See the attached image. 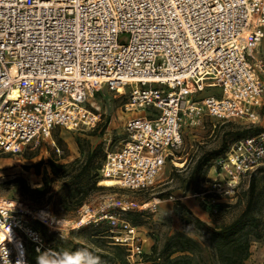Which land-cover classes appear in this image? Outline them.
<instances>
[{
    "label": "built area",
    "instance_id": "2783aa9c",
    "mask_svg": "<svg viewBox=\"0 0 264 264\" xmlns=\"http://www.w3.org/2000/svg\"><path fill=\"white\" fill-rule=\"evenodd\" d=\"M263 27L264 0H0V152L21 154L56 128L95 127L99 115L90 98L102 86L128 90L126 109L151 115L127 120L126 142L107 153L101 172L122 188L149 189L182 145L187 118L258 119L264 59L256 51ZM213 88L220 90L200 96ZM259 167L264 131L217 158L213 191L229 193ZM137 208L117 196L96 208L85 204L69 230L105 220L135 264L145 253L143 241L122 214ZM34 221L50 233L66 230L50 212L40 217L20 199L0 198V264H30L29 246L45 250Z\"/></svg>",
    "mask_w": 264,
    "mask_h": 264
},
{
    "label": "rangeland",
    "instance_id": "374dc122",
    "mask_svg": "<svg viewBox=\"0 0 264 264\" xmlns=\"http://www.w3.org/2000/svg\"><path fill=\"white\" fill-rule=\"evenodd\" d=\"M122 40L126 41L127 36L122 37ZM256 54L264 59V37ZM219 90L207 89L200 96ZM127 102L128 90L118 93L102 86L88 103L99 115L95 127L71 130L56 128L51 138L41 139L37 146L28 147L21 154L0 152V198L20 199L32 211L45 209L63 219L66 230L62 233H50L43 223L33 222L44 237L45 250L60 251L97 249L91 242L95 235L100 231L111 234L105 220L88 225L80 232L69 230L72 220L80 217L83 205L96 208L110 196L132 200L142 208L132 209L122 214V217L138 227L145 253L151 254L154 245L160 251L172 242L170 238L173 235L185 233L201 246L196 257L200 264L218 263L196 218L215 226L243 216L244 229L249 230L251 238V254L247 263L260 264L263 261L264 264V168L256 177L252 173L242 176L229 193L213 191L217 158L237 141L264 131V107L255 121L212 120L205 115L187 118L182 131V145L172 157L175 158V165L168 158L152 187L134 191L119 185L99 184L103 178L101 169L107 153L122 148L126 142L127 120L140 114L151 115L149 109L127 110ZM88 155H93V163L102 165L96 186L87 177L81 179L82 176L76 171L85 164ZM52 160L67 163L70 173L65 177L53 174L50 166ZM253 179L255 192L252 196L249 189ZM170 195L174 199H169ZM80 197L84 199L79 207L76 204ZM156 197L162 201L155 208H143L148 207ZM98 244L110 250L104 243ZM175 247L172 245L170 249ZM97 250L103 251L101 248ZM38 255L31 251V264H37ZM135 264L152 262L143 256Z\"/></svg>",
    "mask_w": 264,
    "mask_h": 264
},
{
    "label": "trees",
    "instance_id": "16d2710c",
    "mask_svg": "<svg viewBox=\"0 0 264 264\" xmlns=\"http://www.w3.org/2000/svg\"><path fill=\"white\" fill-rule=\"evenodd\" d=\"M57 141L59 142V139H57ZM92 160L93 155H88L85 164L80 165L76 171L78 175L82 176L81 179L87 177L92 182V185L96 186L99 169L102 165L101 163H93ZM86 164H88L87 168L85 167ZM50 166L53 174H59V176L65 177L70 173L67 163H58L56 160H52ZM263 168L264 167H259L252 172V175L256 177ZM249 192L253 196L255 192L254 179L252 180ZM83 199V197H80L76 205L80 207L83 203ZM196 222L200 224L201 231L207 239L208 246L214 251V256H216L218 264H248L247 260L251 254V238L249 230L244 229L243 216H240L230 223L217 224L215 226H211L199 218H196ZM110 236L111 234L100 231L95 235L94 239L91 240L97 249L101 248L103 250L99 251L90 248V251L98 258V264H130L127 258L126 248L115 243L111 240L112 238ZM170 239H172V242L168 243L160 251H158L157 246L154 245L152 253H144L143 256L147 258V260H150L152 264H200L196 257L198 256L197 252L201 246L193 237L185 233H177ZM98 242L104 243L103 245L108 246L110 250L100 247ZM172 245L176 247L170 249ZM31 251L39 254L32 246H29L28 257L30 264Z\"/></svg>",
    "mask_w": 264,
    "mask_h": 264
},
{
    "label": "clouds",
    "instance_id": "9594fccd",
    "mask_svg": "<svg viewBox=\"0 0 264 264\" xmlns=\"http://www.w3.org/2000/svg\"><path fill=\"white\" fill-rule=\"evenodd\" d=\"M36 260L37 264H98V258L86 248L73 251L52 249L39 251Z\"/></svg>",
    "mask_w": 264,
    "mask_h": 264
},
{
    "label": "bare ground",
    "instance_id": "6f19581e",
    "mask_svg": "<svg viewBox=\"0 0 264 264\" xmlns=\"http://www.w3.org/2000/svg\"><path fill=\"white\" fill-rule=\"evenodd\" d=\"M263 37H264V35H263ZM11 95L13 98H16L17 97V91L14 90L11 93ZM174 159L175 158L172 159L173 160L172 163L175 165L176 162ZM117 183H118L117 180L115 178H112V177H103L100 179V182H99L100 185H104V186H115V185H117ZM36 211L40 217H43V216L48 214V211L45 209H40V210H36Z\"/></svg>",
    "mask_w": 264,
    "mask_h": 264
},
{
    "label": "crops",
    "instance_id": "0c3cea01",
    "mask_svg": "<svg viewBox=\"0 0 264 264\" xmlns=\"http://www.w3.org/2000/svg\"><path fill=\"white\" fill-rule=\"evenodd\" d=\"M262 263H263V261L260 264H262Z\"/></svg>",
    "mask_w": 264,
    "mask_h": 264
}]
</instances>
